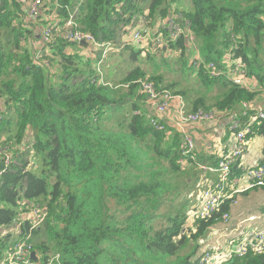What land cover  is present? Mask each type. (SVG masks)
I'll return each instance as SVG.
<instances>
[{"label": "trees", "instance_id": "1", "mask_svg": "<svg viewBox=\"0 0 264 264\" xmlns=\"http://www.w3.org/2000/svg\"><path fill=\"white\" fill-rule=\"evenodd\" d=\"M60 1L71 5V0ZM185 1L190 4L185 9L173 6H184ZM81 5L76 16L81 31L118 48L121 29L126 36L137 18L148 17L153 27L157 19L164 22L177 15L180 25L190 23L204 63H216L225 74L213 78L203 66L194 68L193 49L180 37L160 52L180 56L181 63L175 64L195 78L187 87L179 79L169 80L157 71L147 74L140 67L109 86L92 61L72 52L81 44L56 36L49 53L42 43L29 50L25 41L30 32L18 21L25 8L15 0H2L0 106L5 108L0 150L17 164L0 183V259L15 244L17 233L25 232L42 255L40 264L57 255L61 264H200L202 240L211 242L212 227L231 215L227 201L208 219L195 222L190 217L191 194L203 183L197 165L217 166L219 157L210 161L197 154L196 162L183 167V135L150 124L149 102L138 81L188 98L187 111L238 115L244 124L250 116L243 119V105L256 95L230 80L224 60L233 52L234 59L248 66V76H259L264 0H84ZM56 14L46 23L54 27L70 13L52 10L51 17ZM129 46L134 60L143 56L130 43L123 49ZM248 114L257 115L253 110ZM258 137H264L262 117L250 125L246 138ZM29 139L34 141L31 151ZM262 152L258 164L264 169V148ZM231 171V178L243 175L240 160ZM38 203L47 205L49 216L35 228L24 217ZM155 219L160 222L154 224ZM20 220L24 223L12 233ZM223 264H264V252H249Z\"/></svg>", "mask_w": 264, "mask_h": 264}, {"label": "built area", "instance_id": "2", "mask_svg": "<svg viewBox=\"0 0 264 264\" xmlns=\"http://www.w3.org/2000/svg\"><path fill=\"white\" fill-rule=\"evenodd\" d=\"M14 1V0H13ZM26 10V15L30 18H38L48 5L54 4L56 10L66 9V7L60 4V0H15ZM2 0H0V6ZM70 14L68 18H64L62 24L60 21L55 22V26H44L41 36V43L44 47L47 46V52L49 53V47L54 42L56 36L68 41L69 43L82 44L83 42L89 46H93L95 51L101 52L102 59L113 49L111 43L98 42L95 36L91 33L83 32L79 28L76 22V16L74 13L67 10ZM142 20L146 23V27L143 30L137 31V28H129L128 42H131L137 47H141V50L146 54L152 51L166 50L172 45L173 42H177L180 37L185 38L188 41V45L194 52V68L199 69L201 66L206 69L210 77L216 78L224 76L225 69L222 70L214 62L205 64L200 56L199 50L196 45V40L189 22L184 26L180 25L177 20V15H172L166 18L164 22L159 19L151 27V22L148 17H142ZM196 52V53H195ZM233 52H228L225 56V68H228L227 75L230 80L237 86L243 88H249V76L248 66L240 59H234ZM103 83V80H102ZM138 84L142 89V94L148 99L151 113L154 112L159 116L165 115L173 108L170 113L172 127L168 126L167 122L159 117L150 116V124L158 131L166 132L167 129L173 130L183 135V149L182 158L179 163L186 167L192 162L197 160L196 142L194 138L187 134L185 131L192 125L203 124L206 122H216L221 116L226 114L218 113L216 111H204L199 109L197 111H187L186 99L180 95H173L169 91L158 90L155 85L150 81L139 80ZM251 111V105L244 103L243 105V119L248 118L244 124L240 121L238 115H228L232 118L231 132L235 137L236 144L232 149H226L219 155V163L217 166H202L197 165V169L203 174V183L199 188L198 194L192 193V206L190 208V217L193 221L204 220L212 217L216 212L220 210V207L227 201H231V205H236V195L244 194L247 191L256 188H264V169L257 164L255 167L243 171V175L237 179L231 178V168L233 164L242 160L245 157V150L248 145L247 135L250 133V125H253L258 116L248 114ZM2 118L0 114V119ZM260 118V117H259ZM186 129V130H185ZM30 140V139H29ZM28 140V141H29ZM31 145L28 146V150L33 149L34 141L30 140ZM27 147L25 148V150ZM0 155L4 158V168L0 170V183L4 173L9 171L12 165L17 164L13 156L10 153L0 150ZM33 152L30 153V159L32 163ZM192 161V162H190ZM216 178V180H215ZM249 180V181H246ZM245 182V186H239L241 182ZM195 192V191H194ZM48 207L44 204L38 203L33 206L24 217L29 221L33 227L39 228V226L49 216ZM224 225H228L231 220V215L226 214L221 219ZM23 220L16 221L12 227V233L20 228L23 224ZM17 233V232H15ZM17 239L12 248L8 252V258L2 262V264H40V258L42 255L36 252L37 263L33 260L32 255L35 253L33 245L30 241L31 235L29 233H17ZM202 248V254L200 257V264H223L235 257H245L249 252L263 253L264 252V227L252 231L246 237H235L230 239L225 244H219L218 242H207L202 240L200 246ZM45 264H61L60 255L51 257Z\"/></svg>", "mask_w": 264, "mask_h": 264}, {"label": "crops", "instance_id": "3", "mask_svg": "<svg viewBox=\"0 0 264 264\" xmlns=\"http://www.w3.org/2000/svg\"><path fill=\"white\" fill-rule=\"evenodd\" d=\"M83 0H71V5L64 6L67 10L74 13L75 16H78V13L81 8V4ZM176 7H189V2L185 1L183 5H173ZM176 7L174 9H176ZM52 10L57 11L55 6L48 5L46 9L43 10L41 16L38 18H30L25 13H22L18 18V21L21 22V25L24 29L27 28L28 38L25 41L27 48L30 49H38L41 47V34L44 26L51 25L50 23H46L47 21L55 20V17L59 16L56 14L51 17ZM144 16V15H143ZM146 16V15H145ZM61 17V16H60ZM142 17L137 18L135 24L129 28H137V31L143 30L146 27V23L141 19ZM64 18L61 17L59 20L62 24ZM58 22V21H55ZM54 22V23H55ZM127 29L126 36L124 35L122 38L120 37L118 42L121 43V47L110 50V52L106 55L104 59H102L101 52L95 51L93 46L81 44L82 47L76 46L72 49L73 53H79V55L83 56L85 59L92 61L94 65L97 64V71L100 73L102 80H104V71L102 72L103 65L105 64L108 56L111 52H115L116 50H120L124 48V43L128 42L129 31ZM133 45V44H132ZM135 48L141 49V47H137L133 45ZM166 51V50H164ZM196 53V52H195ZM261 59V58H260ZM260 63V62H259ZM109 65V63H106ZM110 66H108L109 68ZM264 64H257V69L259 72L256 75H249V88L250 92L256 95L253 102H251V110L255 112V116L262 117L264 114ZM250 71V68H249ZM105 81V80H104ZM187 105L189 106V99L185 98ZM5 106H0V114L2 110H4ZM151 112V109L148 108ZM173 108H171L168 113L165 115L159 116L158 114L152 112L151 114L165 120L168 126L172 127L171 116L170 113ZM191 110V107H190ZM257 120V121H258ZM231 116L225 115L221 116L217 119L216 122L210 123L206 122L203 124H196L190 126L185 132L191 135L196 142V152L199 154V157L203 159L212 160V156H218V153H222L226 149H232L236 140L234 135L231 132V124H232ZM263 148H264V137H258L253 139L252 141H248V145L245 150V157L240 160V168L242 171L251 169L255 167L263 157ZM190 173H193L190 171ZM249 181V180H246ZM201 186V185H200ZM200 186L195 190V194H198ZM241 187L245 186V182H241ZM235 200L237 201L236 205L231 206V220L230 223L226 226L223 223L216 224L212 227V231L209 233V240L212 242H219L220 244L227 243L230 239L235 237H246L252 231H257L264 227V189L256 188L250 191H247L244 194L236 195ZM196 201V198H194Z\"/></svg>", "mask_w": 264, "mask_h": 264}, {"label": "rangeland", "instance_id": "4", "mask_svg": "<svg viewBox=\"0 0 264 264\" xmlns=\"http://www.w3.org/2000/svg\"><path fill=\"white\" fill-rule=\"evenodd\" d=\"M124 34V30L121 29L118 36L122 38ZM115 49H117V47H115ZM138 51L143 52L141 49H138ZM133 54L134 52L130 49V46L126 49H120L119 51L116 50L115 52H111L102 68V72L104 71L105 76L104 80H106H103V82H105L109 86L115 85V83L121 82L124 77L130 74V72L136 70L138 67L144 70L147 74H155V71H157L159 73H163L169 80L179 79L186 87L187 85H189L187 81L195 80L193 76H189V72H186L185 74L180 71L181 59L178 54L165 57L160 51H152L146 54L143 52V56H140L137 60H134L135 58L133 57ZM171 54L173 53L171 52ZM193 55L194 52L192 50V56ZM259 57L261 58L259 64H264V52H261ZM176 60L180 62L179 65L175 64ZM106 63H109V65ZM108 66L110 67L108 68ZM95 67L97 69V64L95 65ZM54 70L55 69H53V71ZM97 73L100 80H102L100 73ZM175 180H179V178L176 177ZM180 200H182V198ZM180 200H178L175 204L179 203ZM44 205L47 206L46 204ZM161 211L162 213H164V208H162ZM159 222L160 219H155L153 223L158 224ZM199 253H201V251ZM8 255V252H3L2 258L0 259L1 264L8 258Z\"/></svg>", "mask_w": 264, "mask_h": 264}, {"label": "water", "instance_id": "5", "mask_svg": "<svg viewBox=\"0 0 264 264\" xmlns=\"http://www.w3.org/2000/svg\"><path fill=\"white\" fill-rule=\"evenodd\" d=\"M82 44H84V45H86V43H82ZM264 118V114H263V116H262V119ZM37 254H36V252L35 253H33V255H32V258H33V260L35 261V262H37V256H36Z\"/></svg>", "mask_w": 264, "mask_h": 264}]
</instances>
